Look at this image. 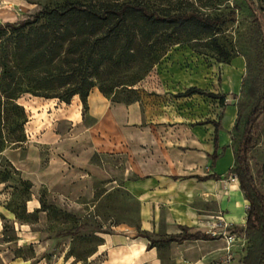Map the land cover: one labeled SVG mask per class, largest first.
I'll return each mask as SVG.
<instances>
[{"label":"rangeland","instance_id":"374dc122","mask_svg":"<svg viewBox=\"0 0 264 264\" xmlns=\"http://www.w3.org/2000/svg\"><path fill=\"white\" fill-rule=\"evenodd\" d=\"M52 1L0 0V21L16 20L37 9L41 3ZM252 1L255 12L248 8L244 0H148L151 6L162 12H194L223 20L216 25L213 34L221 51L216 49L210 36L200 34L193 37L188 30L174 31L177 41L168 45L148 73L136 84L141 92L134 102L140 104L144 118L164 120L171 125L173 164L187 165V160L193 158L197 166L205 167L202 150L208 146L214 126L204 121L215 119L221 123L218 129L222 146L219 154L223 158L219 164L223 167L228 160L226 153L230 151V129L236 118L237 104L245 100L240 90L241 79H255L259 90L264 87V49L258 28V20L264 22V0ZM191 85L225 94L226 97L222 102L218 98L198 93L177 95ZM90 92L100 91L93 87ZM104 96L116 102L111 95ZM75 100L79 101V96ZM18 101L27 113L24 126L26 138L18 146L7 147L4 153L12 163H19L18 157L32 149L43 164L49 148L47 143L37 141L39 139L36 138L46 124L53 123L52 120L48 121L51 116L49 112L58 108V104L64 106V101L30 93H23ZM79 107L83 121L86 124L92 123L94 117L90 113L88 96L86 107L81 99ZM58 118L53 117L55 120ZM55 129L58 131L57 127ZM192 138H198L199 142L196 143ZM178 142H182L179 147L184 150L180 162L176 157L180 153L176 151L180 144ZM186 147L191 149L188 156ZM128 154L124 151H96L92 155L94 162L107 169L108 180L96 175L69 172L59 185L62 187H57L45 183L34 184L32 180L35 174H28L31 180L20 171L22 178L29 179L35 185L30 188L29 199H25L27 193L21 192L22 186L16 179L0 182V264H37L47 252L45 245H50V250H53L54 246L62 245V241L68 246L67 251L85 257L100 241L101 230H111L118 224L138 225L139 200L133 190V182L138 180V175L126 170V165L130 164ZM249 162L256 185L264 195V115L259 119V131L249 151ZM76 184L80 187L71 188ZM34 196L38 206L39 199L44 200L45 209L22 216L20 210L23 204L26 211L38 207L30 201ZM247 208L248 201L241 191L240 212L234 219L239 225H233L237 238L231 246V261L236 263L237 260L239 264L247 245L243 234ZM230 209L222 190L220 210L210 216L224 217V213L230 215L234 213ZM63 231L69 233L56 235ZM232 247L236 248L235 251ZM223 250L219 258L225 256Z\"/></svg>","mask_w":264,"mask_h":264},{"label":"trees","instance_id":"16d2710c","mask_svg":"<svg viewBox=\"0 0 264 264\" xmlns=\"http://www.w3.org/2000/svg\"><path fill=\"white\" fill-rule=\"evenodd\" d=\"M244 1L255 12L252 0ZM222 21L219 17L194 12H162L148 0H54L41 3L37 9L16 20L0 21V182L16 179L22 186L21 192L27 193L25 199L30 198L32 182L20 176V170L4 153L7 147L18 146L26 138L27 113L18 101L23 93L56 97L67 103L78 94L86 107L88 94L97 87L104 95H111L114 101L133 102L140 97L137 82L168 45L177 41L174 31L188 30L193 37L210 36L216 49L221 51L213 34ZM258 28L264 49L262 20H258ZM259 89L255 79H241L240 90L245 100L237 104L236 118L230 129L233 163L226 174L238 179L248 201L243 230L247 245L241 264H264V195L256 185L249 162V151L259 131V119L264 115V87ZM195 93L222 102L226 97L195 85L177 95ZM204 122H211L215 127L214 150L208 153L213 166L218 157L221 123L215 119ZM208 177L221 178V175L211 172L201 176ZM39 202L40 206L33 211H26L23 204L20 214L27 216L45 209L44 200L40 198ZM135 227L154 244L156 240L140 229L139 222ZM180 228V232L164 234L161 239L182 241L211 235L200 230L190 231L186 225ZM68 233L63 231L56 235Z\"/></svg>","mask_w":264,"mask_h":264},{"label":"crops","instance_id":"0c3cea01","mask_svg":"<svg viewBox=\"0 0 264 264\" xmlns=\"http://www.w3.org/2000/svg\"><path fill=\"white\" fill-rule=\"evenodd\" d=\"M77 95L74 94L68 103L62 102L64 106L58 104V108L49 112L48 121L53 123L46 124L36 138L48 145L46 161L42 164L39 155L28 149L25 155L18 157L19 163L13 162L14 165L29 179L28 174H35V181L31 179L34 184L58 187L69 172L108 180L107 169L94 162L92 155L96 151L128 152L130 164L126 165V170L138 175L133 190L139 200V227L156 241L150 244L136 227L118 224L109 232L100 233L102 239L84 258L68 252V246L62 241V245L54 246L53 250L50 245H45L47 252L37 264H211L218 259L224 253L225 238L221 233L210 232L213 228L210 222L214 220L210 214L220 210L223 190L230 211L234 212L230 215L224 213V217L233 225H239L234 219L240 212L242 191L238 179L233 174H226L233 163L231 146L226 153L227 162L223 167L219 164L223 158L219 154L222 147L219 130L218 157L213 166L208 153L214 150L215 127L208 146L202 150L204 168L197 166L193 158L186 161L187 165L173 164L170 123L144 118L138 102H112L100 92H90L88 101L94 119L86 124L79 114L80 97L79 101L75 100ZM55 116L59 118L53 119ZM192 140L199 142L198 138ZM178 143L176 151L180 153L176 157L180 162L184 150L179 147L182 142ZM185 151L188 156L191 149L186 147ZM211 172L220 174L221 178H201ZM78 187L80 185L76 184L71 188ZM30 201L38 206L35 196ZM180 225L189 226L190 231L200 230L211 235L182 241L165 242L161 239L164 234L180 232ZM232 249L235 251L236 248ZM230 264L239 262L232 260Z\"/></svg>","mask_w":264,"mask_h":264},{"label":"built area","instance_id":"2783aa9c","mask_svg":"<svg viewBox=\"0 0 264 264\" xmlns=\"http://www.w3.org/2000/svg\"><path fill=\"white\" fill-rule=\"evenodd\" d=\"M210 226L213 227L212 230H210L212 234L221 233L225 238V246L223 247L225 249V256L217 259L211 264H230L232 259L231 246H233L235 239L237 238L232 222L225 220L222 215H216L214 220L210 222Z\"/></svg>","mask_w":264,"mask_h":264}]
</instances>
